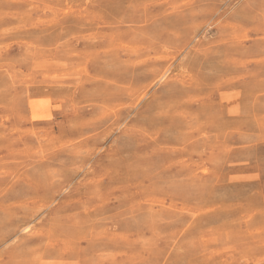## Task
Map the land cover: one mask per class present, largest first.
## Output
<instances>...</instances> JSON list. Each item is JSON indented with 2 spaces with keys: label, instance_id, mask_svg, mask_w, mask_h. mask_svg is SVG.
<instances>
[{
  "label": "rangeland",
  "instance_id": "obj_1",
  "mask_svg": "<svg viewBox=\"0 0 264 264\" xmlns=\"http://www.w3.org/2000/svg\"><path fill=\"white\" fill-rule=\"evenodd\" d=\"M256 263L264 0H0V264Z\"/></svg>",
  "mask_w": 264,
  "mask_h": 264
},
{
  "label": "bare ground",
  "instance_id": "obj_2",
  "mask_svg": "<svg viewBox=\"0 0 264 264\" xmlns=\"http://www.w3.org/2000/svg\"><path fill=\"white\" fill-rule=\"evenodd\" d=\"M77 4V3H76ZM94 10V9H93ZM148 11V10H147ZM42 19V18H41ZM73 20V19H72ZM134 27V26H133ZM59 29V28H58ZM94 29V28H93ZM127 29V28H126ZM135 29V28H134ZM171 30V29H170ZM172 31V30H171ZM23 33V32H22ZM16 34V33H15ZM35 34V33H34ZM19 37V36H18ZM116 37V36H115ZM117 38V37H116ZM112 41V40H111ZM163 43V42H162ZM134 50V49H133ZM107 54V53H106ZM94 73V72H93ZM79 76V75H78ZM212 94V93H211ZM249 94V93H248ZM131 140V139H130ZM139 155V153H138ZM252 156V155H251ZM124 157V156H123ZM130 160V159H129ZM91 166V165H90ZM244 167V166H243ZM90 183V182H89ZM259 183V182H258ZM74 184V183H73ZM253 185V184H252ZM257 186V185H256ZM237 187V186H236ZM246 187V186H245ZM84 191V190H83ZM232 197V196H231ZM37 200V199H36ZM180 203V202H179ZM94 206V205H93ZM93 212V211H91ZM197 213V212H196ZM46 216V215H45ZM47 217V216H46ZM228 235V234H227ZM156 242V241H155ZM14 244V243H13ZM12 244V245H13ZM8 247V246H7ZM7 249V248H6ZM116 253V252H115ZM43 261V260H42ZM257 264V263H256Z\"/></svg>",
  "mask_w": 264,
  "mask_h": 264
}]
</instances>
